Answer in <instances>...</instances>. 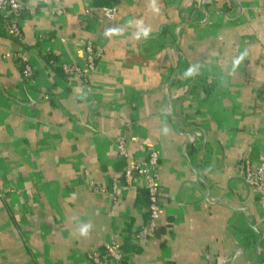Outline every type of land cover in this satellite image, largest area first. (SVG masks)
<instances>
[{"label": "crops", "instance_id": "1", "mask_svg": "<svg viewBox=\"0 0 264 264\" xmlns=\"http://www.w3.org/2000/svg\"><path fill=\"white\" fill-rule=\"evenodd\" d=\"M160 6L153 15L147 0H25L23 45L0 14V264H100L89 254L114 239L128 250L125 264H264V192L255 196L242 179L245 158L264 159V0ZM138 17L153 26L149 40L130 29L105 37V27ZM180 24L184 59L173 50ZM84 42L100 55L82 86L60 67L83 62ZM11 52L27 56L30 80ZM193 63L200 73L185 79ZM174 71L172 114L203 139L186 148L166 112L163 86ZM115 135L127 137L137 161L159 153L164 200L154 233L133 247L126 228L146 224V199L141 181L113 197L125 168ZM84 223L87 238L77 235Z\"/></svg>", "mask_w": 264, "mask_h": 264}, {"label": "built area", "instance_id": "2", "mask_svg": "<svg viewBox=\"0 0 264 264\" xmlns=\"http://www.w3.org/2000/svg\"><path fill=\"white\" fill-rule=\"evenodd\" d=\"M201 9L204 7L201 5ZM25 11V0H0V14H6L2 20L4 32L17 44L23 45L24 39L19 27V20ZM91 16V14H89ZM178 27L175 31L180 36ZM84 50L83 62H67L61 65L62 73L68 83L75 79H80V84L85 86L91 71L95 68L99 57V51L90 43H81ZM178 52V50H177ZM179 53V52H178ZM11 58L14 60L19 75L25 80H30L34 76V69L27 56L20 52H11ZM71 86H73L71 84ZM184 132V130H181ZM189 131V130H188ZM192 134L195 132L191 131ZM197 135V134H195ZM188 140V139H187ZM113 145L116 148L117 156L125 163V168L120 172L112 184V194L115 199L121 195L124 188L135 186L140 181L148 193L147 211L149 218L144 226H141L138 232L132 235V241L136 244L154 233L155 221L161 209L164 195L158 180L159 153L150 151L143 162L135 160L128 149V139L123 135H115L112 138ZM242 179L249 191L255 196L264 192V159L252 160L245 158L242 162ZM196 180V179H195ZM120 184L121 188L116 185ZM94 187V190H97ZM119 189V190H118ZM126 254L117 240L106 242L102 248L94 250L89 254V258L100 264H125Z\"/></svg>", "mask_w": 264, "mask_h": 264}, {"label": "clouds", "instance_id": "3", "mask_svg": "<svg viewBox=\"0 0 264 264\" xmlns=\"http://www.w3.org/2000/svg\"><path fill=\"white\" fill-rule=\"evenodd\" d=\"M147 7L151 14L159 15L161 13V6L160 0H147ZM126 29L131 30V38L136 41H147L152 37L153 34V26L146 23L143 17L135 18L134 20H129L126 22L124 27L119 25L112 27L107 26L104 30V35L107 38H112L116 36L124 35ZM248 56L247 49L240 51L237 55H235L231 60V70L234 72L243 63V61ZM201 69V64L193 63L190 64L184 71L183 77L185 79L195 78L199 75ZM165 131L167 132L168 129L165 127ZM92 224L91 223H84L78 226L77 228V235L81 238H87L91 232Z\"/></svg>", "mask_w": 264, "mask_h": 264}, {"label": "water", "instance_id": "4", "mask_svg": "<svg viewBox=\"0 0 264 264\" xmlns=\"http://www.w3.org/2000/svg\"><path fill=\"white\" fill-rule=\"evenodd\" d=\"M240 5V7L242 6V4H239ZM200 11H202L203 13H204V11L203 10H201L200 9ZM205 14V13H204ZM182 24H180L178 27H180ZM177 27V28H178ZM176 28V29H177ZM176 29H175V31H176ZM175 31H174V34H175ZM175 37H176V41H175V45H174V51H175V53H178L177 52V46H178V43H179V37L180 36H177L176 34H175ZM180 57H183V59H184V56L181 54V53H179L178 54ZM183 62V61H182ZM175 74H176V71H174L173 72V74H172V76H171V78L168 80V82H166V84H164V86H163V90H164V93H165V96H166V112H167V114L170 116V118L172 119V121H173V123H174V126H175V129L177 130V132H179L180 134H182L186 139H188L187 140V142H184L183 143V146H182V148H186V147H190V146H192L196 141H202L203 139H202V137L200 136V137H198V136H196L195 134H192V132L191 131H181L180 130V127H179V121L178 120H176L175 119V117L173 116V114H172V111H171V104L174 102V98H171L170 97V93H169V91H170V85H171V82H172V80L174 79V76H175ZM194 177H195V179L196 180H198V172L197 171H195V175H194ZM198 181H200V180H198ZM208 200H211L212 198H211V196H210V193H209V191H208ZM220 200L221 201H224V202H227L228 200H226V199H221L220 198ZM231 207H233L231 204H229ZM247 215V218H248V223H249V225L252 227V228H254V224L252 223V219L250 218V216H249V214H246Z\"/></svg>", "mask_w": 264, "mask_h": 264}, {"label": "trees", "instance_id": "5", "mask_svg": "<svg viewBox=\"0 0 264 264\" xmlns=\"http://www.w3.org/2000/svg\"><path fill=\"white\" fill-rule=\"evenodd\" d=\"M45 61L46 62H48V63H51L52 61H53V57L51 56V55H46L45 56ZM60 69H61V67H60ZM62 71V70H61ZM142 190H143V192H144V195H145V199H146V206H145V214H146V221H147V219L149 218V213H148V211H147V205H148V193H147V190H146V188L143 186L142 187ZM140 229V227H138V228H132L131 226H130V223L128 222V225H127V228H126V232H127V235H126V240L128 241V244L130 245V247H133V246H135V242H133V241H131V236L132 235H134V234H136L137 232H138V230ZM125 246V245H124ZM122 247V249L124 250V252H125V254H126V252L128 251V250H126V249H124V247H123V245L121 246ZM126 247V246H125Z\"/></svg>", "mask_w": 264, "mask_h": 264}]
</instances>
